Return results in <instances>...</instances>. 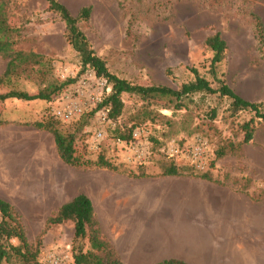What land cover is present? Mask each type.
<instances>
[{
	"label": "rangeland",
	"instance_id": "rangeland-1",
	"mask_svg": "<svg viewBox=\"0 0 264 264\" xmlns=\"http://www.w3.org/2000/svg\"><path fill=\"white\" fill-rule=\"evenodd\" d=\"M58 1L72 16L83 7L91 8L90 18L77 26L95 55L117 77L133 85L177 89L194 81L191 70L195 69L212 88L223 81L244 100L264 104V46L259 44L255 31L256 19L264 31V0ZM1 4L8 24L15 30L13 50L34 53L42 59L27 63L25 70L19 68L11 78L3 79L0 94L12 90L37 94L47 86L63 89L71 84L69 81H76L78 55L65 39L64 23L47 9V4L43 0H0ZM214 34L227 44L224 60L216 66V78L210 73L213 53L204 45L206 38ZM6 63L0 54V79ZM121 100L122 114L102 126L106 138L97 152L87 149L99 126L94 115L66 125L52 118L49 101L0 102V200L12 207L28 243L38 248L39 264H45L52 253L62 254L74 264V252L88 249L86 239H74L73 222L47 226L46 220L78 194L93 195L96 203L102 200L107 191H114L110 177L118 181L141 173L145 177L162 176L163 167L173 163L181 176L198 178L208 173L214 182L244 193L252 201L264 200V123L255 121L253 139L241 144V126L253 117L252 113L233 115L230 99L218 94L191 95L179 110L173 109L174 104L168 100L143 102L129 94H122ZM213 111L215 116L211 117ZM46 122L63 135H72L83 159L94 162L102 155L117 168L116 172L63 163L51 133L35 127L36 123ZM133 125L146 137L150 153L141 166L130 151L115 142L117 134ZM197 136L207 142L209 149L210 166L205 172L191 169L186 161L168 160L160 152L171 144H188ZM219 152L223 156L216 159ZM101 184L106 185L105 193L99 190ZM99 214L105 220L104 234L112 242H119L124 264H153L146 255L153 250L144 243L145 237L137 239L143 241L141 246H124L122 231H116L112 218H105L103 208L97 207L95 219ZM143 222L138 224V232L151 231L149 227L143 230L151 221L145 218V225ZM2 244L8 248L18 246L19 241L14 238ZM10 263L17 261L0 260V264Z\"/></svg>",
	"mask_w": 264,
	"mask_h": 264
},
{
	"label": "trees",
	"instance_id": "trees-1",
	"mask_svg": "<svg viewBox=\"0 0 264 264\" xmlns=\"http://www.w3.org/2000/svg\"><path fill=\"white\" fill-rule=\"evenodd\" d=\"M47 4V9L56 14L61 22L65 25V39L69 46L76 52L79 58V72L76 78H79L86 71L93 72L96 77L103 79L111 87V93L105 98L102 107L109 108V118L116 120L120 117L123 110L122 94L138 96L143 102L168 100L174 104L173 109L179 110L183 106L184 100L194 94H208L221 97H227L231 101V113L233 115L248 111L253 114V117L245 122L241 128L244 132L241 144H247L253 139L255 126L258 122L264 123V104L252 103L238 96L229 88L223 81H220L219 87L214 89L210 83L200 77L195 69L191 72L195 79L192 82L182 84L177 89L168 88L165 86H139L133 85L125 79L119 78L110 73L102 59L95 55L92 47L84 35L78 28L79 22H86L91 15L90 7H83L76 16H72L67 8L58 0H43ZM255 31L257 33L258 42L264 46V31L261 22L255 20ZM15 30L8 24V19L5 13L4 5H0V54L7 60L5 70L0 79V84L3 79H9L16 74L19 68H23L27 63L40 62L42 56L34 53H24L22 51H14V41L12 35ZM205 47L210 50L213 55L210 62V73L213 78H216V66L219 65L225 56L227 50L226 42L219 34H214L204 41ZM74 81H69L72 83ZM61 87L55 88L47 86L37 94H27L21 91H9L5 94H0V102L3 103L7 99H16L21 101L43 100L49 101L51 97L57 94ZM211 117L215 116V112L210 113ZM255 121L257 123H255ZM1 124V121H0ZM35 127L48 131L53 136L54 144L60 160L72 167H98L110 171L117 168L107 161L102 155L94 162L83 159L78 148L75 145L72 135H63L55 129L50 122L36 123ZM136 128V125L131 126L125 133H119L118 138L128 141L131 132ZM223 156L222 152L217 153L216 159ZM212 166V165H211ZM140 169V168H139ZM181 171L173 163L163 167L162 176H181ZM131 178L145 177L141 175H131ZM198 178L211 181L208 173L201 174ZM0 260L6 258H15L17 264H39L37 261L38 248L31 246L21 224L18 222L12 207L0 200ZM71 221L74 224V239L87 240L88 249L83 252L78 249L73 254L74 264H123L113 245L101 233L99 224L94 216L93 205L90 199L84 194H78L70 201L61 205L57 212L46 220V225H60L64 222ZM17 239L18 246L4 247L3 240ZM12 264V263H10ZM156 264H188L181 260L170 259L158 262Z\"/></svg>",
	"mask_w": 264,
	"mask_h": 264
},
{
	"label": "crops",
	"instance_id": "crops-1",
	"mask_svg": "<svg viewBox=\"0 0 264 264\" xmlns=\"http://www.w3.org/2000/svg\"><path fill=\"white\" fill-rule=\"evenodd\" d=\"M0 161L3 165L2 153ZM110 178L114 191L106 192L101 184L99 190L108 195L98 204L93 195L83 194L92 202L94 216L97 207L103 208L104 217L122 231L121 244L141 246L138 237L147 239L144 243L153 250L146 253L150 263L177 259L188 264H264V200L255 202L213 180L188 176ZM2 180L0 174V184ZM145 218L151 223L145 225ZM96 220L124 264L119 242L104 234L100 214ZM142 221L143 230L151 231L138 232Z\"/></svg>",
	"mask_w": 264,
	"mask_h": 264
},
{
	"label": "built area",
	"instance_id": "built-area-1",
	"mask_svg": "<svg viewBox=\"0 0 264 264\" xmlns=\"http://www.w3.org/2000/svg\"><path fill=\"white\" fill-rule=\"evenodd\" d=\"M110 93L111 87L105 80L96 77L91 71H86L76 81L61 89L50 101L51 116L61 124L67 125L79 122L84 116L94 115L99 126L94 132L93 140L88 143L87 149L90 152H97L101 142L106 138L102 126L110 124L112 120L108 116L109 108L101 106ZM145 138L141 136V131L135 128L128 141L118 138L115 142L121 148L130 151L134 161L141 166L150 157ZM160 152L168 160L186 161L188 167L195 171L205 172L210 166L207 142L198 136L188 144L182 146L171 144ZM68 260L62 254L52 253L45 264H69Z\"/></svg>",
	"mask_w": 264,
	"mask_h": 264
}]
</instances>
